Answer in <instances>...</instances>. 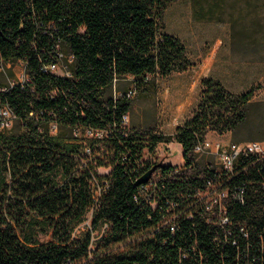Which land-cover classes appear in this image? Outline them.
<instances>
[{
  "label": "trees",
  "instance_id": "obj_1",
  "mask_svg": "<svg viewBox=\"0 0 264 264\" xmlns=\"http://www.w3.org/2000/svg\"><path fill=\"white\" fill-rule=\"evenodd\" d=\"M176 1L0 0V65L19 61L27 78L0 87V113L8 108L18 127L0 130V264H264V158L240 156L222 182V226L196 198L215 167L193 153L208 133L235 136L264 83L232 93L203 78L198 104L173 135L122 123L132 108L123 82L130 78L136 94L192 67L183 43L165 33ZM225 7L193 0L198 20ZM59 54L73 58L62 61L68 77L43 71ZM171 141L182 149L180 167L154 161ZM88 218L89 230L76 235Z\"/></svg>",
  "mask_w": 264,
  "mask_h": 264
},
{
  "label": "rangeland",
  "instance_id": "obj_2",
  "mask_svg": "<svg viewBox=\"0 0 264 264\" xmlns=\"http://www.w3.org/2000/svg\"><path fill=\"white\" fill-rule=\"evenodd\" d=\"M164 26L166 34L183 43L192 67L185 74L174 73L167 78H157L154 85H145L143 90L137 91L132 98L133 113L143 122L150 124L162 111L170 120L177 114L178 107H181L179 113L186 115L196 94L187 96L171 92L167 98L165 90H199L200 75H212L232 93H242L264 83V0H226L224 14L204 20L195 18L193 0H178L167 6ZM24 78L21 62L0 65V87L21 82ZM122 85L134 90L127 81ZM187 97L188 103L182 107ZM5 131H18L16 122L12 120ZM208 135L213 144H244L251 139L264 142V89L255 91L247 122L235 136L230 133L223 138L215 133ZM182 153L180 145L171 141L157 148L155 159L164 165H181ZM98 171L101 174L107 172L104 168ZM82 227L76 235L83 231ZM93 238H96L95 234Z\"/></svg>",
  "mask_w": 264,
  "mask_h": 264
},
{
  "label": "built area",
  "instance_id": "obj_3",
  "mask_svg": "<svg viewBox=\"0 0 264 264\" xmlns=\"http://www.w3.org/2000/svg\"><path fill=\"white\" fill-rule=\"evenodd\" d=\"M59 62L53 63L51 65L45 66L43 68L44 72H49L54 75L58 76H65L68 77V73L66 72L64 66H62L63 59L66 62H71L73 60L72 56H68L64 58L62 54L58 55ZM25 80H27L26 76L23 81L19 83H23ZM12 85V84H11ZM120 93V92H118ZM116 92L115 97L119 96ZM135 95V91L132 89H129L125 96L128 99H132ZM12 113L8 108H3L0 113V130H3L11 124L12 119ZM122 123L124 125H128V116L125 115L122 118ZM53 132L56 131V127L52 125ZM94 134L93 132H86V136H91ZM97 137H99L100 133H95ZM88 153V150H86ZM194 155L197 157V160H203L208 162L209 160L212 161L213 166L215 167V179L207 182V187L205 189V192H199L196 195L198 202H205L204 205V211L209 216L207 220H212V218H216L220 221V225L224 226L229 223V219L227 217V209H226V201L228 199V190H223V181L225 183H229L230 181V174H232L234 165L237 161V159L240 156H253L256 158V160H261L264 158V142L263 141H251L244 144H227L222 145L219 143L213 144L209 139L205 138L202 142H198L194 149H193ZM216 160H214L213 158ZM183 160V159H182ZM156 161V159H154ZM183 164V161L181 165ZM181 165H176L180 167ZM175 166V165H174ZM159 179V175L153 176V178L146 184L142 185L139 190V196L141 197H147L149 193L151 192V189L153 188V185L155 182ZM99 191L97 190L96 196H98ZM152 207H155L156 204H151ZM171 207L173 208V203L171 204ZM177 219L176 215H171L168 220L166 221L167 224H170L169 227L170 231L174 230L173 222H175ZM81 226L83 231L89 230L90 227V219L88 218L87 221H85ZM80 229V228H79ZM105 227L103 228V230ZM96 235L97 233L92 234V241L96 240V238H93V235Z\"/></svg>",
  "mask_w": 264,
  "mask_h": 264
},
{
  "label": "crops",
  "instance_id": "obj_4",
  "mask_svg": "<svg viewBox=\"0 0 264 264\" xmlns=\"http://www.w3.org/2000/svg\"><path fill=\"white\" fill-rule=\"evenodd\" d=\"M212 58L213 57L210 58V61ZM210 61H208V63H210ZM185 73H187V71L183 72L181 74H185ZM172 74H174V73H172ZM177 74H179V73H177ZM170 76H168V77H170ZM208 77L214 78L212 75H208V74L202 75V76L200 75L198 77L197 86L199 85L198 86L199 90H165L167 98L169 97L171 92L176 94V95H180V94L185 93L187 96H190L193 93L196 94L195 100L193 101V105L191 106V108L189 109V111L186 115L181 114L182 112L179 113V109L181 107H178L177 108V110H178L177 114H175L174 117H172L170 120H168V114H166V116H165V112L162 111L161 114H159L155 117V120L153 122H151L150 124H147V123L143 122L142 119L135 117V115L133 113V107L134 106H133V101H132V108H131V111L129 113V126L131 128L140 129V130H146V129H152L154 127H158L164 135H173L176 127L181 126L186 121V119L190 116L192 111L195 109L196 105L198 104L199 96H200V81L203 78H208ZM129 80H131V79L128 78L127 81H129ZM192 85H191V87H192ZM127 89H128V87H126L125 90H127ZM182 103H183V104H181L182 107L185 104H187L188 103V97ZM225 136H226V134H224L222 136L217 135V137H219V138H223ZM209 137H210L209 135L206 136L207 139H210Z\"/></svg>",
  "mask_w": 264,
  "mask_h": 264
},
{
  "label": "water",
  "instance_id": "obj_5",
  "mask_svg": "<svg viewBox=\"0 0 264 264\" xmlns=\"http://www.w3.org/2000/svg\"><path fill=\"white\" fill-rule=\"evenodd\" d=\"M150 173H151V171H149L148 173H146V174H145V175H144V176L138 181V183H143V182H145V181L148 179Z\"/></svg>",
  "mask_w": 264,
  "mask_h": 264
}]
</instances>
